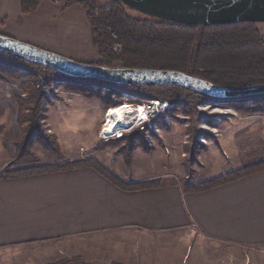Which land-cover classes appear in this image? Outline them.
<instances>
[{"label":"crops","instance_id":"obj_1","mask_svg":"<svg viewBox=\"0 0 264 264\" xmlns=\"http://www.w3.org/2000/svg\"><path fill=\"white\" fill-rule=\"evenodd\" d=\"M12 2L0 0L1 34L75 60L95 57L90 23L81 7L66 9L61 0H42L36 10L16 15ZM13 12L20 24L10 17ZM10 86L0 80V89ZM0 94V99L14 95ZM77 95L67 93L44 118L63 148L62 119L69 116L64 103H73ZM106 110L101 106L94 126L96 139L88 146L92 154L67 153L68 161L91 159L99 168L28 171L34 166H21L25 159L13 162L17 116L15 124L8 120L0 127V264H215L220 259L222 264H264V169L206 190L184 187L263 162L264 116H251L249 123L236 116L223 120L218 146L208 147L206 155L197 152L200 165L207 163L209 170L216 168L217 152H222V174L203 179L206 171L198 167L197 176L196 163L191 171L187 167L190 173L184 170L186 153L180 142L151 154L135 149L128 164L119 161L122 154L114 156L119 151L109 155L106 148L116 144L95 149ZM36 151L39 166L61 161ZM114 164L122 173L112 169ZM162 166L169 172L162 173Z\"/></svg>","mask_w":264,"mask_h":264},{"label":"trees","instance_id":"obj_2","mask_svg":"<svg viewBox=\"0 0 264 264\" xmlns=\"http://www.w3.org/2000/svg\"><path fill=\"white\" fill-rule=\"evenodd\" d=\"M41 2L42 0H21V11L30 13L36 10ZM74 3L82 5L90 23L92 42L100 57L99 61L92 64L115 68L178 70L224 87L264 84V36L258 27L259 23L239 22L226 25L192 26L136 12L127 8L119 0H70L67 6ZM38 74L47 86H51L54 81L63 82L68 91L93 97L92 92L86 91V87L92 88L95 80L75 79L50 66L0 50V79L6 81L7 75H10L13 79L20 81L21 89L28 90V92L24 91L25 96L15 98L18 105L19 135L13 162L33 157L31 151L36 144H40L46 152L62 157V147L58 138L48 135L42 128L41 123L45 118L44 102L47 97L36 85ZM118 86L128 88L136 85ZM98 87L108 88L113 93L119 92L105 85H98ZM136 87L149 89L159 98L168 99L175 106L184 105L188 101L216 99L205 93L171 84ZM99 98L105 106L109 105L110 100ZM249 101L239 100L238 103H252L247 106L248 112L263 111L264 108L253 105L260 101L264 102V97ZM115 106L121 105L107 108ZM134 132L135 139L141 132L146 133L142 130ZM126 139L127 134L108 142L102 141L95 149H100L104 145L117 144L116 142ZM131 148L135 149V145L132 144ZM79 166L99 168L95 161L82 159L54 162L27 170L52 171ZM262 169H264V162L196 184L188 183L185 188L196 191L206 190Z\"/></svg>","mask_w":264,"mask_h":264},{"label":"rangeland","instance_id":"obj_3","mask_svg":"<svg viewBox=\"0 0 264 264\" xmlns=\"http://www.w3.org/2000/svg\"><path fill=\"white\" fill-rule=\"evenodd\" d=\"M61 1H62V6L66 9L72 6H79L84 10V12H86L85 9L80 4L74 3V4H71L70 6H67L70 0H61ZM54 2L58 3V0H55ZM11 6H12L13 11L15 9V6H17L16 11L18 12V14L16 15H21V12H22L21 11V0H17V2L13 0V2L11 3ZM23 14H28V13H23ZM16 15L13 12V14H11L10 17L13 16L15 18V21L18 23V20L16 19L17 17ZM19 17L20 16H18V19ZM8 24L9 26L11 25L10 21L8 22ZM20 26H21V29H24V23L21 24ZM258 27L261 30L262 35L264 36V23H259ZM7 36H10V35H7ZM10 37L16 38L15 36H10ZM94 51H95V57L93 59H87V60H82V61L77 60V61L86 62V63H95V61L96 62L99 61L100 57L95 48H94ZM7 76H8V80L6 81L11 82L12 86L8 87L7 90L5 88L4 90L0 89V91H5V92L10 91V92H13L14 95L11 98L12 100L11 99H0V110L4 109L2 113L0 112V127L6 126V122L8 120L9 122L13 121L15 124L16 116H18L17 109H16V106L18 107V105L16 103L15 98L17 96H25L26 94L24 93V91L28 92V90H26L25 88H24L25 90H23V88L21 89L20 81H18L17 79H13L10 75H7ZM35 82H37L36 84L37 87L38 88L40 87L43 90V92H44L43 87H48V89L50 90V93L52 92L55 93L56 91H59L58 93L61 94L62 96V98H60L59 101L48 102L49 101L48 98L47 100H45L44 102V108H45L44 114L45 115L44 116H46V111L52 104L58 105L59 104L58 102L64 99V96L70 92L68 91L67 88H65V84L63 82L54 81V83L51 86H47L46 84H44V80L40 74H38V78H36ZM98 85L100 86L101 84H94L92 88L86 87V91L92 92L93 97H88L86 95L78 94L77 96L81 95L85 97V99L83 100L77 99L78 97L76 96L74 97L73 103L72 102L64 103L65 111L69 113V116L68 117L65 116L62 119V124H63V127L65 128V132H64L65 136L62 139V142L64 141L63 146L64 148H66V151H64V148L62 147L59 141L62 147V154H61L62 158L60 160L63 162L68 161L67 153L69 151H72L73 149H74L73 151L76 150L79 153L81 152V154H84V156H88V155L90 156V154H92L88 146H90L96 139L94 126L96 122L98 121L99 117H101V112H100L101 106L108 109L107 108L108 106H113V105H118V104L121 105L126 102L133 103V104H149L151 101H154V100L169 101L168 99L159 98L156 93H153L149 89L136 87L138 85L124 88L125 91L115 89L119 91L116 93L109 91L110 89L108 88H104V87L100 88L98 87ZM44 94L46 95L47 93L44 92ZM99 97H102L105 100H110L109 105L105 106L101 98ZM256 98H259V97H256ZM250 99H254V98H248L245 101H249ZM238 101L239 99L238 100L211 99L208 101H204V100H196L194 102L188 101V103L186 102L184 105H178V106L171 104L169 107L165 108L162 113H159L157 115V118L154 121L155 126L157 128V132H155L154 129H141V128L134 127L124 133V136L127 134L126 140L121 141V142H116L117 143L116 145L112 147H108L106 148V150L110 151L109 155L114 154L115 151H119V153L116 152L114 156H117L118 154L120 155L122 154L121 155L122 157H120L119 161L120 162L124 161L126 162V164H128L127 161H130V159L132 160V156H131L133 155L132 151H134L135 149L142 150L146 154H151L154 149H157L159 151V147L164 148L165 150L166 148H168L170 150L172 143L174 145H178V143L180 142L181 151H185V153L187 154V155L183 154L184 157H182L183 161L184 159H186L183 163L185 171L188 170L187 167L190 170L192 165L196 163L197 165H195V167H196L197 176H198V173H197L198 167L201 170L206 171L201 174V177H203V179L212 177L213 175L222 174V152H217L220 161L216 162L217 165L214 170H209V166L207 165V163H203V165L202 164L200 165V161L197 160V152L203 151L204 153L203 155H206L208 153V147L212 145L218 146V141H219L218 139L222 135L220 128H222L223 120L225 121L230 116H236L239 119H242L243 120L242 122H247V123H249L250 121L249 118L251 116H257V115L264 116V109H262L263 111L256 112V113L248 112L247 106H249L248 104H252V103H247V102L238 103ZM253 106L264 108V102L260 101L254 104ZM129 119H130L129 115H125L123 121L120 124H122L124 121H125V124L126 122L129 123ZM261 119L264 121V117H261ZM104 120H105V116L101 122V125L97 133V138H98L99 143L102 142V140H100V137H99V131L104 123ZM255 121L257 122V119H255ZM41 124H42V128L45 129V132L48 135L56 136V133H54V131H52L51 133L47 131L46 129L47 127L46 128L44 127L43 121ZM137 130H142V131H145L146 133L144 134L141 132L142 134L140 133L139 135H137L138 138L135 139L134 131H137ZM259 133L261 136L262 131H260ZM148 135H150V137ZM132 144L135 145V149L131 148ZM196 144L201 145V147H197ZM34 148H36V150L40 148L44 152H46L40 144H36L32 148V151H31L33 154V157L32 156L30 158L27 157V159L24 158L25 161L23 163H20L21 166L29 165V166H34L38 168L37 166L42 164V162L37 157L38 152L34 150ZM82 148H84L85 151H81ZM85 148L88 149V151ZM46 153L49 154L50 156L51 155L54 156L53 154H50L48 152ZM138 154L140 153H137V155ZM24 159H21L19 161H22ZM82 159L84 158H81L78 160H82ZM9 168L10 167H7L6 171H9ZM13 168H16V167H13ZM119 168H120L119 165H116V164L112 165L113 170H115L118 173H122V171ZM30 169H33V167H30ZM13 170L17 171L16 169H13ZM13 170H10V171L13 172ZM153 170L156 171L157 169L153 168ZM159 170L165 174L169 172L170 169L168 167L162 166ZM189 170H188V173H190L191 171ZM192 180L197 181L198 178H193ZM183 182L184 181L182 180L181 181L182 185H184ZM185 185H187V183ZM194 255H197L196 251L194 252L193 256ZM215 264H222V259L216 260Z\"/></svg>","mask_w":264,"mask_h":264},{"label":"water","instance_id":"obj_4","mask_svg":"<svg viewBox=\"0 0 264 264\" xmlns=\"http://www.w3.org/2000/svg\"><path fill=\"white\" fill-rule=\"evenodd\" d=\"M127 8L154 18L192 26L264 23V0H119ZM0 50L50 66L69 77L120 85L171 84L218 100L264 95V84L224 87L188 73L169 69L105 67L68 58L28 42L0 34Z\"/></svg>","mask_w":264,"mask_h":264},{"label":"built area","instance_id":"obj_5","mask_svg":"<svg viewBox=\"0 0 264 264\" xmlns=\"http://www.w3.org/2000/svg\"><path fill=\"white\" fill-rule=\"evenodd\" d=\"M44 92L47 93L46 96L48 98V102L50 101H59L60 98H62L61 94H59V91H56L55 93H50V90L48 87H43ZM50 93V94H49ZM129 104V107L131 109H134L138 112L130 117L129 123L126 122L125 126H122V128H118L112 131H106L105 130V124L107 123V114L109 113L111 108H108V112L106 113L104 123L99 131V137L100 140L108 142L112 139L121 138L124 136V133L132 128H141V129H154L155 132H157V128L155 126V119L157 118V115L159 113H162L165 108L169 107L172 102L167 100H154L151 101L149 104H137L136 106L132 105L133 103H123L121 106ZM127 111H129V108ZM146 112V116H142L141 112L142 110ZM44 122V127L47 129L49 133L52 132L51 128L46 125L45 119L42 120ZM150 137V135H148ZM81 151H85L84 148H82Z\"/></svg>","mask_w":264,"mask_h":264},{"label":"bare ground","instance_id":"obj_6","mask_svg":"<svg viewBox=\"0 0 264 264\" xmlns=\"http://www.w3.org/2000/svg\"><path fill=\"white\" fill-rule=\"evenodd\" d=\"M73 78V77H72ZM77 79V78H75ZM95 84H101V85H105L106 87H110L112 89H117V90H124V87H121V86H118L120 84H117V85H114L115 83H98V82H95ZM256 97H264V95L260 96H255V97H250V98H256ZM218 100V99H217ZM134 106H136L137 104H132ZM129 107V104L127 105H124V106H115V107H111L109 113L107 114V123L105 124V130L106 131H112V130H115V129H118V128H122V126H125V121L120 124L123 119H124V116L125 115H129V118L131 116H133L134 114H136V110L134 109H131V107H129V111H127ZM142 112H141V115L142 116H146V112L143 111V109H141ZM108 112V109L106 111V113ZM106 113H105V116H106Z\"/></svg>","mask_w":264,"mask_h":264},{"label":"flooded vegetation","instance_id":"obj_7","mask_svg":"<svg viewBox=\"0 0 264 264\" xmlns=\"http://www.w3.org/2000/svg\"><path fill=\"white\" fill-rule=\"evenodd\" d=\"M246 99H248V98H244V99H242V100H246ZM217 100V99H216Z\"/></svg>","mask_w":264,"mask_h":264}]
</instances>
